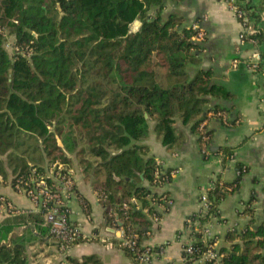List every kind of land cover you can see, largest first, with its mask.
Returning <instances> with one entry per match:
<instances>
[{
  "label": "trees",
  "instance_id": "16d2710c",
  "mask_svg": "<svg viewBox=\"0 0 264 264\" xmlns=\"http://www.w3.org/2000/svg\"><path fill=\"white\" fill-rule=\"evenodd\" d=\"M168 1L181 2L0 0V157H6L11 169L12 188L41 178L50 183L43 167L30 164L35 159L25 156L27 149L33 148L31 154L40 152L38 159L49 166L68 167L74 156L83 182L96 195L104 225L113 222L118 224L115 228L137 235L138 250L146 246L153 218L159 221L170 202L168 193L156 192L169 184L170 172L161 169L163 175L156 179L157 162L142 144L150 122L167 150L183 140L174 127L178 119L197 135L204 160L220 156L227 164L233 159L232 148L212 149L210 132L200 129L209 113H227L218 106L208 107V98L230 99V93L212 83V68L198 70L192 78L186 73L187 65L199 62L206 36L202 21L188 23L176 13L164 16ZM233 4L251 19L244 25L254 29L242 40L257 42L264 57V33L256 28L261 20L252 1ZM136 21L139 26L132 31ZM198 33L203 36L197 38ZM8 37L12 57L5 49ZM242 167L235 165L240 172L230 183L210 181L209 215L218 218L221 200L238 190L246 172ZM4 174L0 160V176ZM77 196L87 213L85 199ZM7 203L6 199L0 205L8 208ZM244 215L249 221L227 235L229 246L218 253L220 264H264V218L257 223L248 207ZM207 220L195 213L186 217L183 227L193 230L196 224L198 231L191 236L194 253L181 252L182 264L199 261L208 250L201 227ZM49 240L60 254L48 251L59 259L56 264H102L95 255L75 258L60 251L48 226H43L41 213L28 210L9 212L0 221V264H29L27 248ZM119 249L137 264L130 251ZM153 250L158 255L159 247Z\"/></svg>",
  "mask_w": 264,
  "mask_h": 264
},
{
  "label": "crops",
  "instance_id": "0c3cea01",
  "mask_svg": "<svg viewBox=\"0 0 264 264\" xmlns=\"http://www.w3.org/2000/svg\"><path fill=\"white\" fill-rule=\"evenodd\" d=\"M251 1L261 20L256 28L264 33V0ZM230 2L234 0H181L177 5L170 1L165 5L164 16L176 13L188 23L197 18L202 21L206 36L199 62L187 65L186 73L192 78L198 70L212 68V83L222 85L230 93V99L208 98V107L218 106L225 109L227 115L209 113L208 120L200 127L210 132L212 149L232 148L233 159L227 164L222 163L220 156L204 160L197 135L189 131V126L181 125L178 119H175L174 127L177 133L183 134V140L167 150L155 134L153 123H149V134L142 144L149 148L161 169L170 172L169 184L156 190L158 194L168 193L170 204L162 218L151 225L146 245L162 247L151 264H182L180 246L188 239L183 227L186 217L198 214L199 196L211 180L219 178L230 183L235 179L236 164H242L246 172L238 190L221 200L219 217L208 225L211 246L217 253L229 246L227 235L239 232L249 221L244 215L246 207L253 211L257 223L264 218V57L257 42L239 38L241 33L249 35L254 29L247 24L244 31L230 9ZM252 65L256 68L249 69ZM73 178L75 192L68 202L69 218L78 225L83 236L94 238L80 241L66 254L75 258L95 255L102 264H132L116 246L114 234L104 225L102 210L90 185L83 182L80 174ZM77 195L85 199L87 213L82 210ZM14 202L17 207L30 208L20 199ZM234 241L239 240L235 238ZM46 260L50 258H44Z\"/></svg>",
  "mask_w": 264,
  "mask_h": 264
},
{
  "label": "built area",
  "instance_id": "2783aa9c",
  "mask_svg": "<svg viewBox=\"0 0 264 264\" xmlns=\"http://www.w3.org/2000/svg\"><path fill=\"white\" fill-rule=\"evenodd\" d=\"M234 2H230V9L233 11L235 17L240 18L242 20V27L245 29L248 28V25H244L248 23L249 17L246 16L243 11H236V7H234ZM233 4V5H232ZM192 27L195 28V25L192 24ZM243 33L239 35L241 41H243ZM203 36L202 33H198L197 38H201ZM255 65L249 67V69H255ZM202 128V127H200ZM53 167L56 169L54 175L59 176L56 178L60 181V183L65 182L66 186L61 187L60 183H55L50 179V183L48 184L44 179L32 180L31 185H27L24 183V187L20 186V182L14 185V189L23 193L25 197H27L31 203L36 208V211H39L43 218V226H48L50 237L58 243L59 250L65 253H68L70 248L79 243L80 241H91L94 237L92 235L83 236L81 231L76 223H74L69 218V208L68 202L74 194V181L71 178V173L69 170L62 174V165L58 163L53 164ZM242 171L245 170V167L241 168ZM53 171V172H54ZM240 171L235 170L236 176L239 175ZM163 175L161 167H159V163H157V167L154 171V176L156 179H159L160 176ZM48 178V177H47ZM49 179V178H48ZM53 179V178H52ZM55 179V180H56ZM63 179V181H61ZM162 183L167 184V180L165 178L162 179ZM212 185L207 186L202 190V193L199 196V204L200 209L198 212L199 218H204L207 216V222L201 225L202 227V241L205 244H208V250L201 256L199 260L201 264H210L218 262L221 256L213 249L211 246V238L209 237L210 233L208 232V225L215 219L212 215L207 213L208 210V199L207 192L212 189ZM130 203L134 206H137V201L135 198L130 199ZM167 204H170L168 202ZM9 208V205H8ZM124 208H126L124 206ZM146 212V210H144ZM22 209H18L16 207H12L10 213H21ZM153 217V215H152ZM153 221L156 222L157 219L153 218ZM196 224H199V221L196 220ZM194 224V229L191 230L189 228H184L188 233V239L186 242L182 243L180 246L181 252H184L186 255L193 254L194 249L192 247V235L198 231V228ZM112 222L111 226H108V229L114 234L115 242L117 243L119 248H125L133 254L134 259L137 261V264H151L152 260L156 256L154 253V248L152 246H143L141 250L136 249V240L137 235L131 233L130 231H123L118 227V224ZM93 237V238H92ZM160 251L158 255L161 253L162 247H159Z\"/></svg>",
  "mask_w": 264,
  "mask_h": 264
},
{
  "label": "rangeland",
  "instance_id": "374dc122",
  "mask_svg": "<svg viewBox=\"0 0 264 264\" xmlns=\"http://www.w3.org/2000/svg\"><path fill=\"white\" fill-rule=\"evenodd\" d=\"M12 45H13L12 39L10 37H8L6 39L5 49H6V51L10 57H12ZM27 150L28 151L25 154V156H27L28 158H31V159H35V161H31L30 164L36 163V165H40V167H43L45 169L44 170L45 176H47L49 178V180L51 179L53 181H56L55 183H57V184L60 183V181L56 179V178H59V176L54 175V177H53V173H55L53 171L56 170L53 167V165L49 166V164L46 160H39L38 157H39L40 152L37 151V152H35V153L33 152L31 154L33 148H29ZM0 160H2V162L4 164V172H5L4 175L0 176V202L5 201L7 199L8 200L7 204L9 205V208H5L2 204L0 205V221L8 215V213L11 211L12 207L20 208V207H17L14 205V203H15L14 201H16V199H20V201L22 203L30 205L29 209H26V208H20V209L36 212V208L31 203V201L27 197H25V195L23 193H19L12 188L11 181H12L13 177H12L11 169H9V167L7 166L6 157H0ZM61 169L64 172L69 170L71 173L72 179H74L73 177H75V178H76V176L78 177L79 174L81 173L80 168H79L77 161L74 158V156L70 157V164L68 165V167L62 165ZM61 181H63V179H61ZM60 185H61V187H63V189L66 186L65 182L60 183ZM11 198L15 199V200H13V202H12ZM8 209H9V212H8ZM45 251H52L53 254L58 255V256L60 255L57 252H55L54 245H53L52 241H50V240L47 241L46 245L44 243L36 241L35 243H33V245H31L27 248V256H28L29 264H55V263H58L59 259L57 260V256L55 258H52L49 255L50 252L48 253ZM44 252H45V255H42ZM44 258H46V259L50 258V260L44 261Z\"/></svg>",
  "mask_w": 264,
  "mask_h": 264
},
{
  "label": "water",
  "instance_id": "95a60500",
  "mask_svg": "<svg viewBox=\"0 0 264 264\" xmlns=\"http://www.w3.org/2000/svg\"><path fill=\"white\" fill-rule=\"evenodd\" d=\"M139 26V22H134L133 26L131 27L132 31H135Z\"/></svg>",
  "mask_w": 264,
  "mask_h": 264
}]
</instances>
